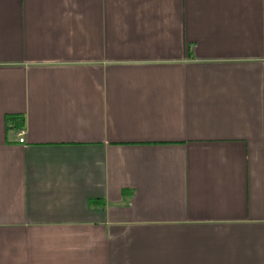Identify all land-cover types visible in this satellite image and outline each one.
Returning <instances> with one entry per match:
<instances>
[{
  "label": "crops",
  "instance_id": "0c3cea01",
  "mask_svg": "<svg viewBox=\"0 0 264 264\" xmlns=\"http://www.w3.org/2000/svg\"><path fill=\"white\" fill-rule=\"evenodd\" d=\"M0 264H264V0H0Z\"/></svg>",
  "mask_w": 264,
  "mask_h": 264
},
{
  "label": "trees",
  "instance_id": "16d2710c",
  "mask_svg": "<svg viewBox=\"0 0 264 264\" xmlns=\"http://www.w3.org/2000/svg\"><path fill=\"white\" fill-rule=\"evenodd\" d=\"M7 121L9 122V125L11 124V127L16 128V129H21L24 123V120L18 117H8Z\"/></svg>",
  "mask_w": 264,
  "mask_h": 264
},
{
  "label": "built area",
  "instance_id": "2783aa9c",
  "mask_svg": "<svg viewBox=\"0 0 264 264\" xmlns=\"http://www.w3.org/2000/svg\"><path fill=\"white\" fill-rule=\"evenodd\" d=\"M20 136L22 137L23 136V133H21ZM23 143H24V138H20L19 139V144H23Z\"/></svg>",
  "mask_w": 264,
  "mask_h": 264
}]
</instances>
